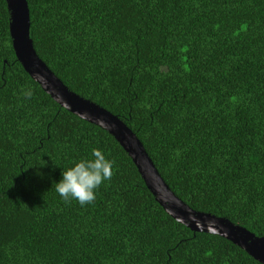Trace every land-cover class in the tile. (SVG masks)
<instances>
[{"label": "trees", "instance_id": "obj_1", "mask_svg": "<svg viewBox=\"0 0 264 264\" xmlns=\"http://www.w3.org/2000/svg\"><path fill=\"white\" fill-rule=\"evenodd\" d=\"M26 4L37 57L123 122L179 200L264 236V0ZM93 148L114 161L113 176L93 203L66 204L55 183ZM0 264H261L166 214L119 143L28 76L4 0Z\"/></svg>", "mask_w": 264, "mask_h": 264}, {"label": "water", "instance_id": "obj_2", "mask_svg": "<svg viewBox=\"0 0 264 264\" xmlns=\"http://www.w3.org/2000/svg\"><path fill=\"white\" fill-rule=\"evenodd\" d=\"M8 34L15 59L28 76L61 107L107 131L127 153L153 199L163 211L193 232L218 235L264 264V236H255L224 217L191 209L167 187L141 143L115 115L64 86L37 57L29 38L26 0H4Z\"/></svg>", "mask_w": 264, "mask_h": 264}, {"label": "clouds", "instance_id": "obj_3", "mask_svg": "<svg viewBox=\"0 0 264 264\" xmlns=\"http://www.w3.org/2000/svg\"><path fill=\"white\" fill-rule=\"evenodd\" d=\"M21 94L30 99L31 88L22 89ZM114 161L106 158L98 148L91 150V158L81 159L62 171V179L55 183V190L68 204L75 200L81 206L96 200V190L113 176Z\"/></svg>", "mask_w": 264, "mask_h": 264}]
</instances>
